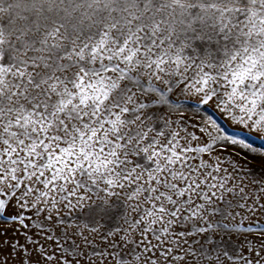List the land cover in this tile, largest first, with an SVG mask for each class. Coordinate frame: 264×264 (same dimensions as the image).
<instances>
[{
	"label": "snow or ice",
	"instance_id": "obj_1",
	"mask_svg": "<svg viewBox=\"0 0 264 264\" xmlns=\"http://www.w3.org/2000/svg\"><path fill=\"white\" fill-rule=\"evenodd\" d=\"M0 264H264V0H0Z\"/></svg>",
	"mask_w": 264,
	"mask_h": 264
},
{
	"label": "rangeland",
	"instance_id": "obj_2",
	"mask_svg": "<svg viewBox=\"0 0 264 264\" xmlns=\"http://www.w3.org/2000/svg\"><path fill=\"white\" fill-rule=\"evenodd\" d=\"M217 119L219 120V123L223 125L224 128L228 129L229 132L232 131V128L229 124H227L226 122H224L223 120H220L219 117H217ZM245 136L247 135L246 133L244 134ZM248 139H255L254 137H249ZM260 141L257 139L255 140L254 146L255 147H260Z\"/></svg>",
	"mask_w": 264,
	"mask_h": 264
}]
</instances>
